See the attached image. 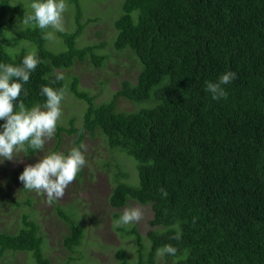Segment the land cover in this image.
<instances>
[{
    "label": "trees",
    "instance_id": "obj_1",
    "mask_svg": "<svg viewBox=\"0 0 264 264\" xmlns=\"http://www.w3.org/2000/svg\"><path fill=\"white\" fill-rule=\"evenodd\" d=\"M32 2L0 0V63L21 65L35 52L43 63L24 84L26 107L44 104V85L65 87L87 106L82 124L60 123L54 152L70 150L63 133L74 138V147L85 143L87 134L101 137L109 152L125 154L137 168L138 183L131 184L129 172L117 164L110 207L123 210L136 203L152 210L145 233L138 223L115 229L123 237L112 251L117 264H159L160 259L164 264H264V0H126L114 22L116 34L107 40L114 53H132L139 74L136 83L119 82L113 100L100 105L104 81L89 83L99 88L98 95L84 89L76 73L53 83L56 73L74 72L81 64L107 68L105 42L80 46L90 24L79 21L81 0L66 1L74 30L57 32L64 40L52 47L38 27L20 24L32 12ZM228 71L237 78L224 86L227 99L213 100L206 82ZM121 97L139 109L118 107ZM24 152L29 158L41 153ZM85 177L82 169L76 193ZM19 188L22 199L13 196L15 188L7 180L0 183V208L23 213L16 232H0V264H12L22 253L28 260L21 264H86L80 248L87 230L77 214L85 209L83 200L72 197L68 205L58 200L47 210L46 194L39 200L35 191L23 184ZM52 212L58 217L62 253L48 247L39 222ZM89 214L90 223L102 224V215ZM177 230L183 234L180 242L171 239ZM169 243L177 254L158 257L157 249Z\"/></svg>",
    "mask_w": 264,
    "mask_h": 264
},
{
    "label": "rangeland",
    "instance_id": "obj_2",
    "mask_svg": "<svg viewBox=\"0 0 264 264\" xmlns=\"http://www.w3.org/2000/svg\"><path fill=\"white\" fill-rule=\"evenodd\" d=\"M69 1V0H66ZM126 0H81L83 6V11L79 15L80 23L89 20L88 28L85 30L83 37L80 38V46H89L92 44H100L101 42L106 43L105 49L102 51L108 57L107 68L98 69L90 65L81 64L77 66L72 72L69 70L65 72V77L67 81L70 80L71 75L76 73L81 77L82 87L87 90L94 91L93 94H99V88L93 86L91 88L89 83L92 81H104L107 85L105 86L104 94L98 97V103L109 104L111 99H109L110 92L114 91L118 87L119 82L129 81L131 83H136L134 78L139 74V64L133 59H130L132 53L127 51L126 53H114L113 48L109 47L107 36H113L116 34L114 28V22L121 13L122 7ZM71 9L68 7L67 12L64 14L65 21V31L74 30L73 24H71ZM75 22V20H74ZM64 39H59L57 32L54 33V38L50 40V47L56 45L58 41ZM111 41V40H110ZM62 123L70 122L71 119L76 120L77 124H82L84 114L86 111V103L74 97L71 94H66L64 101L62 102ZM85 108V109H84ZM121 108L127 111H137L139 109L138 104L132 105L129 101L124 103ZM134 108V109H133ZM84 110V113H83ZM84 121V120H83ZM64 135V146L66 149H71L74 147V138L68 137L65 133ZM56 141L53 138L48 141L45 145V149L35 158L26 157L24 150L14 153L15 160L8 161L4 160L0 163V183H8L15 188V194L13 196L19 199L23 198L22 192H17L18 188L22 186V182L19 180L20 174L24 171V168L29 164H35L38 162L39 158L49 152H54L56 147ZM85 144L87 145L86 156V166L83 168L86 172L85 181L82 180V185L78 186L81 190L80 193L75 192V181L66 189L65 196L58 201L61 204L68 205L71 203V199L80 197L84 202L82 204L85 209H79V221L83 218L85 223H82L84 228L87 230V235L83 241V246L80 248L81 254H83L86 264H117L113 250L118 249L123 243L122 235L115 229H113V221L116 220L114 215L123 210L112 209L109 205V198L111 192L115 186V176L117 170V164L124 166L125 170L129 172L128 182L131 184L138 183L136 162L126 156L125 154H119L116 156L107 150L108 146L102 142L101 137L92 139L90 135H86ZM2 159V158H0ZM11 177V178H10ZM13 182L10 181V179ZM77 180V178H76ZM20 189V188H19ZM18 193V194H17ZM34 198H40L43 194H38L34 192ZM6 195V190L4 192ZM72 196H71V195ZM44 197L42 204L45 209H50L51 205L47 203ZM140 206L136 203H131L128 207ZM2 208V207H1ZM0 208V232L14 233L21 227V221L19 217L23 216L21 209L17 212L9 210L7 207L4 209ZM146 210L145 218L138 223L141 233H145L148 230V221L152 219V210L150 206H144ZM89 213H93L96 216L102 215L104 220L102 224L90 223L89 219L92 216ZM87 218H86V217ZM89 218V219H88ZM57 213L52 212L49 215L41 219L39 222L41 224L42 232L45 234V241L48 247L56 253H62V242L60 237V226L57 225ZM128 225V227H130ZM105 251V252H104ZM13 253L9 254L11 256ZM24 257L28 260L26 254H21L16 256L12 264H21L24 261ZM129 257L132 262L135 261V255L133 252L129 251ZM54 260L53 262H55ZM159 264L162 263V259L159 260Z\"/></svg>",
    "mask_w": 264,
    "mask_h": 264
},
{
    "label": "clouds",
    "instance_id": "obj_3",
    "mask_svg": "<svg viewBox=\"0 0 264 264\" xmlns=\"http://www.w3.org/2000/svg\"><path fill=\"white\" fill-rule=\"evenodd\" d=\"M30 7L32 12L25 13L21 25H35L42 31L44 40H52L55 32L65 31L64 14L69 7L66 0H33ZM41 63L43 61L35 52L25 55L21 65L0 63V120L5 121L0 125L3 129L0 131V158H2L0 163L4 160H15L14 153L21 150L27 151L30 148L33 152H43L46 143L54 138L58 126L62 123L61 105L67 94L65 87L41 86L40 95L46 98L43 105L36 104L29 108L21 99L22 92L24 96L28 95L24 90V84L29 81L31 73ZM236 78V72L228 71L215 82L207 81L205 90L213 100L227 99L228 92L224 86L232 83ZM64 79V73H56L53 83ZM120 89L121 86L118 85L110 92L111 101ZM16 101L19 102L15 103ZM127 102V99L121 97L117 100V106L121 107ZM130 103L133 105L132 102ZM83 132L84 129L81 128L80 133ZM86 151L87 145L81 142L78 146L72 147L67 154L49 152L39 158L35 164L27 165L20 174L19 180L23 183L24 189L46 194L47 203L51 205L65 196L66 189L86 166ZM159 192L163 198H167L168 192L164 188H160ZM145 215L146 210L143 206L127 207L120 217L113 221V229L139 223ZM197 219L193 217L192 223L195 224ZM182 235V232L177 230L171 239L180 242ZM177 252L178 248L169 243L158 248L156 255L175 256Z\"/></svg>",
    "mask_w": 264,
    "mask_h": 264
}]
</instances>
